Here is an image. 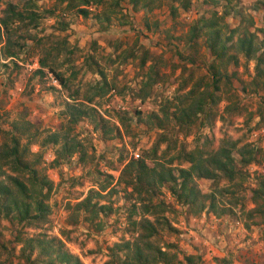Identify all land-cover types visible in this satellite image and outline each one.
Listing matches in <instances>:
<instances>
[{"label": "rangeland", "instance_id": "1", "mask_svg": "<svg viewBox=\"0 0 264 264\" xmlns=\"http://www.w3.org/2000/svg\"><path fill=\"white\" fill-rule=\"evenodd\" d=\"M74 1L69 10L59 0H0V18L11 4L37 16L35 26L11 32L16 42L11 46L19 50L16 65L3 54L4 38L0 42V146L9 139L7 132L19 137L29 147L27 159L39 156L36 167L51 185L47 221L32 228L1 219L0 239L15 230L44 232L62 239L84 264H111L113 256L116 264H127L116 244L140 240L146 218L158 229L151 241L168 250L170 264H264V218L248 213L254 206L249 190L264 177V77L255 70L256 60L246 59L235 45L248 32L254 46L261 45L264 0H189L187 5V0H149L148 12L141 8L148 0L136 6L132 0H105L87 5V16L76 13L85 5ZM205 13L215 22L212 30L203 23ZM193 27L199 31L195 39ZM216 30L228 58L214 60V70L230 80L225 84L223 76L218 89L209 84L207 71L212 61L207 39ZM57 40L66 43L55 71L36 72L44 50ZM100 86L103 95L85 101ZM211 91L215 102L206 97ZM194 97L207 103L190 113L191 121H180L181 109L192 108ZM67 102H83L85 113L76 122ZM65 141L75 145L70 155L62 150ZM244 144L262 153L260 161L243 167L242 183L238 177L190 181L213 196L214 209L194 212L177 200L169 183L158 185L152 198L139 197L121 178L131 159L163 163L177 176L178 168L189 164L179 149L225 145L238 158ZM2 170L0 180L13 173L6 165ZM102 185L106 189L92 200L105 205L100 213L77 205ZM227 185L230 191L221 189ZM158 202L167 223L145 212L144 204Z\"/></svg>", "mask_w": 264, "mask_h": 264}, {"label": "trees", "instance_id": "2", "mask_svg": "<svg viewBox=\"0 0 264 264\" xmlns=\"http://www.w3.org/2000/svg\"><path fill=\"white\" fill-rule=\"evenodd\" d=\"M73 1L59 0V2H66L69 10L71 8L70 5L75 2ZM79 1L86 7L91 3L100 5L105 0ZM140 1L132 0V3L136 6ZM187 4H189V0H187L185 5ZM85 7L76 8V13L87 16L90 11ZM151 7V1L149 2V0L143 2L141 5V8L146 12L150 11ZM4 11V15L0 18V42L4 38L5 43L1 46V49L4 50V56L10 58L12 64L16 65V61L19 58V50H15L11 46L12 44H16V42L11 41V32L14 28L17 31L18 29L26 30L29 25L35 26L37 24V16L34 11L27 13L19 11L15 4L8 5ZM204 16L203 23L212 30L215 26L213 18L209 19V13H205ZM105 20H108V16H105ZM19 23L20 25L18 27H13V25ZM62 28L65 29V27ZM248 33L251 37L254 36L253 33ZM248 33L239 37L238 42L235 44L236 49L244 54L246 59H255V70L258 75L264 77V71L261 66L264 63V33L260 41L261 45L258 47L254 46L252 39L248 37ZM190 35L191 39H195L198 37L199 31L193 27ZM65 43V40L51 42L48 45L49 47L44 50L43 57L38 60L40 67L36 72L42 74L43 67H48L50 71L54 72L55 60L61 55ZM227 47L223 41H220L218 30H216L214 37L207 39V48L212 60L208 65L207 71L210 78L209 84L214 89L219 88L218 83L223 79V76L225 84L230 82L228 76L221 75L222 72L219 73L216 71V64L214 63V60L217 58L224 59V61L225 58H228V56H225L227 54ZM229 58H234V56L231 55ZM56 75H58L61 84L67 86L66 79L63 78L62 74L56 72ZM198 85L200 84L198 83ZM195 90L196 87L191 92ZM102 91H104L103 86L95 88L93 94L86 95L85 101H93L95 96L103 95ZM213 95L211 91L206 94V97L210 101L215 102L216 100ZM71 97L74 96L71 95ZM204 99V97L202 99H195L194 97V101H192L193 107H189L192 109L191 112H187V107L181 109L182 114L180 115L182 116H179V119L181 118L180 121H186L187 119L191 121L189 118L190 113L195 110H202L204 104L207 103V100ZM82 104L83 102H67V111L72 122H76L85 113L81 109ZM7 134L9 135V139L2 142L0 146V171H3V165H6L14 174L9 173L5 177L6 180H0V220H15L22 226L39 228L41 223L47 221L50 213V208L46 202V198H48L51 189L50 182L46 176L39 173L36 167L39 162V156H36L34 160L27 159L29 147L27 145L25 147L21 145L19 137L15 134L13 135L11 132H7ZM56 143L57 139L54 138L52 144ZM62 150H65L64 152L70 155L75 151V145L68 146L67 141H65L62 145ZM178 152L183 157V160L189 164L187 167H179L177 176L174 169H166L167 167L163 163H159L157 166H149L146 159L138 158L131 159L124 166L121 178L132 189V192L139 197H141V194L146 193L152 198L153 192L158 185L169 183L170 191L176 196L178 201L188 204L194 212H200L205 208L214 209L215 201L212 195L203 193L190 181L195 177L212 178L214 181H218L222 177L223 179L225 178L228 181L234 182L238 177L239 183H242V180L246 177L243 172V167L250 163L260 161L262 149L244 144L238 149V158L233 155L231 148L225 145H221L216 150L204 151L196 147L191 150L179 149ZM106 187V185H102L99 190L89 191V194L83 200L79 201L77 205L82 206L85 210L92 209L100 213L105 205L92 202V200L94 195H102L101 191L105 190ZM231 188L227 185L221 189L230 191ZM249 191L250 199L254 204L253 208L248 212L249 216L264 218V177L259 176L255 186ZM162 203L158 202L151 206L150 204H144L145 212L154 215L159 223L160 219L167 223L165 216L163 214L159 215L164 210L161 208L164 206ZM143 222V228L146 233L144 235L141 234V239L133 242L124 241L121 244L117 243V249L125 251L124 254L127 264H157L161 261L170 264L168 250H163L159 245L153 244L151 241V238L157 235L158 229L149 219L147 220L145 218ZM161 223L163 224V222ZM65 247L62 239L48 237L44 232L28 234L21 230H15V233L9 239H0V264H84L77 255ZM117 259V257L113 256L111 264H116L115 260Z\"/></svg>", "mask_w": 264, "mask_h": 264}]
</instances>
